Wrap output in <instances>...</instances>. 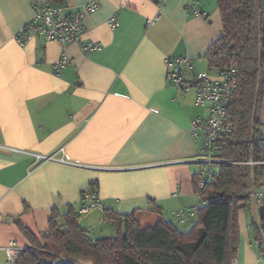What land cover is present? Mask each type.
<instances>
[{
  "label": "crops",
  "instance_id": "obj_1",
  "mask_svg": "<svg viewBox=\"0 0 264 264\" xmlns=\"http://www.w3.org/2000/svg\"><path fill=\"white\" fill-rule=\"evenodd\" d=\"M40 1L0 0V264H9L10 241L31 247L21 225L44 243L54 213L63 225L69 209L91 239L113 231L104 208L135 213L145 226L164 219L190 230L205 204L197 189L201 143L190 123L210 110L196 104L195 87L184 90L168 79L166 60L187 56L186 78H218L219 68L205 57L223 32L217 0L60 1L67 12L98 4L82 22L85 39L103 46L91 54L77 42L43 36L17 41ZM190 1L206 14L187 8ZM63 58L68 62L58 66ZM263 106L262 137L252 130L251 154L253 136L264 141ZM87 191L102 206L83 212L91 205L82 199ZM245 213L238 214L234 264H259L256 211L253 221Z\"/></svg>",
  "mask_w": 264,
  "mask_h": 264
},
{
  "label": "trees",
  "instance_id": "obj_2",
  "mask_svg": "<svg viewBox=\"0 0 264 264\" xmlns=\"http://www.w3.org/2000/svg\"><path fill=\"white\" fill-rule=\"evenodd\" d=\"M217 3L223 32L205 57L214 67L222 68L228 62L238 66L237 89L229 110L234 128L221 140L217 156L225 161L218 164L219 171L211 182L197 188L205 204L192 228L182 231L164 219L143 226L135 213L122 215L104 208V219L116 226V233L91 239L80 226L79 216L69 209L63 225L54 213L42 236L44 243L21 225L32 249L23 250L15 264H73L56 262L62 258L93 264H234L240 244L239 211L250 206L253 185L264 186V163H248L264 160L263 140L250 153L252 130L260 135L258 103L264 101V30L261 0ZM253 231L256 242L260 241L255 222Z\"/></svg>",
  "mask_w": 264,
  "mask_h": 264
},
{
  "label": "built area",
  "instance_id": "obj_3",
  "mask_svg": "<svg viewBox=\"0 0 264 264\" xmlns=\"http://www.w3.org/2000/svg\"><path fill=\"white\" fill-rule=\"evenodd\" d=\"M97 7L98 4L95 1H90L75 12H67L65 11L63 2L41 0L36 7V14L19 29L16 33V39L20 44H24L31 38L43 36L47 40H57L63 44L77 42L85 54L99 51L103 46L96 41L85 39L82 28V22L86 13L94 12ZM187 8H192L197 14H206L200 9H196L194 3L191 1L188 3ZM110 25L113 28L117 27L115 18L110 19ZM67 62L68 59L63 58L58 63V66H64ZM166 66L168 79L173 81L176 87L184 90L192 86L195 87L196 104L208 107L210 110V116L207 119L195 118L190 123L192 136L201 143V153L196 159L203 166L201 172L197 175V185L201 189L213 180L215 172L211 171V166L223 161L216 158L215 154L219 149L221 140L230 134L234 128L233 118L229 110L237 89L238 66L234 62L226 63L222 68H219L217 79L211 78L206 73H198L193 77L186 78L185 72L192 67V61L187 56L167 59ZM252 142L253 144H257L260 140L253 136ZM250 162L264 163V160ZM262 195V192L253 185L249 197L256 211L255 223L259 228L261 236V240L257 242L260 248L259 264H264V225L262 224L258 210ZM82 199L91 204L84 207L83 212H87L93 207L102 206L95 192H84ZM177 216L180 218L179 213ZM25 249H32V247L23 248L14 241H10L4 247L8 263L15 264ZM48 261L51 262L53 260L48 259ZM60 261L84 264L70 258H62L56 262Z\"/></svg>",
  "mask_w": 264,
  "mask_h": 264
},
{
  "label": "rangeland",
  "instance_id": "obj_4",
  "mask_svg": "<svg viewBox=\"0 0 264 264\" xmlns=\"http://www.w3.org/2000/svg\"><path fill=\"white\" fill-rule=\"evenodd\" d=\"M261 131L264 133V106H263V110H262V114H261ZM213 169L215 170V171H219V165L218 164H214L213 165ZM259 188H263V186H258V189ZM264 189V188H263ZM261 192V191H260ZM243 210L244 211H246V215H247V218H249V221H251L250 220V218H253V214H254V207H253V205H252V203H250V206L249 207H246V208H243ZM253 221V220H252ZM148 224H150V223H148ZM152 224H154V223H151V225ZM253 224V223H252ZM143 226H145L144 224H142ZM115 227V228H114ZM115 233H116V226L114 225L113 226V231H111V232H109V234H107V235H105V236H114L115 235ZM253 234H254V232H253ZM255 238V237H254ZM257 243V242H256ZM87 263V262H86Z\"/></svg>",
  "mask_w": 264,
  "mask_h": 264
},
{
  "label": "water",
  "instance_id": "obj_5",
  "mask_svg": "<svg viewBox=\"0 0 264 264\" xmlns=\"http://www.w3.org/2000/svg\"><path fill=\"white\" fill-rule=\"evenodd\" d=\"M261 10H262V29L264 30V0H261ZM261 80L264 81V70H262V73H261ZM261 107H262V100H260V102L258 103V112H257L258 117L260 114ZM258 210H259L260 219L262 221V224L264 225V193H263L261 203L258 207ZM263 231H264V228H263Z\"/></svg>",
  "mask_w": 264,
  "mask_h": 264
}]
</instances>
